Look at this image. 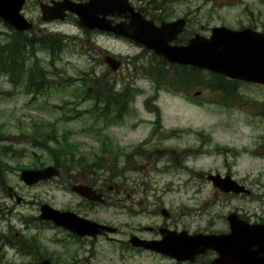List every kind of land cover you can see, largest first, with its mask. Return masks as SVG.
Segmentation results:
<instances>
[{
  "label": "rangeland",
  "instance_id": "rangeland-1",
  "mask_svg": "<svg viewBox=\"0 0 264 264\" xmlns=\"http://www.w3.org/2000/svg\"><path fill=\"white\" fill-rule=\"evenodd\" d=\"M42 1L26 0L22 9L35 26L30 38L67 39L63 49L54 55L38 43L27 46L33 56L24 66L34 78L26 81L37 87L44 78L62 82V86L51 82L38 95L26 94L0 73V135L5 140L0 141V159L8 164L0 176V264L26 262L15 254L12 243L21 246L33 236L44 247L47 258L55 262L73 264L80 260L84 264L87 250L94 248L95 264H168L144 253H121L117 244L100 238L75 242L60 227L40 223L37 217L42 203L121 226L118 239H126L130 227L155 225L160 219L126 216L120 208L103 206L169 208L180 216L178 227L191 233L227 230L226 215L231 211L251 221L264 220V189L253 187L249 195L223 193L207 179L208 173L224 176L230 172L243 185L253 179L264 183V158L260 154L264 148V117L224 108L218 93L203 84L185 86L180 81L181 90L173 91L169 84L162 85L144 73L157 63L158 57L150 51L129 40L85 33L73 16L43 22L38 3ZM163 4L174 13L172 17L189 14L186 33L194 29L205 35L218 25L234 29L246 25L264 27V0H163ZM11 32L0 20V44L9 41ZM107 56L115 57L120 64L113 68L106 62ZM42 70L46 71L44 76ZM167 76L172 75L169 72ZM202 77L207 81L204 74ZM81 78L94 79L95 86L106 84L112 93L118 92L114 97L118 105H123L125 115L117 117L120 107L114 106L105 116L101 114V102L82 99L78 94ZM110 117L118 123H107ZM249 117L254 119L253 125L246 122ZM34 129L44 134L52 131L61 141L64 135V142L75 146L74 158L92 166L77 161L72 171L60 170L59 178L24 185L19 179L21 169L50 165L52 161L46 150L32 145ZM48 144L54 146L50 141ZM101 145L108 148L105 155ZM186 149L191 155L187 156ZM140 152L146 155H138ZM103 161L111 165L112 174L99 169L97 165ZM181 162L189 171L180 168ZM78 178L104 186L102 191L109 205L89 204L65 188L67 180ZM8 187L16 197L8 196ZM17 197L21 198L19 203ZM87 206L99 207L91 213ZM212 256L209 252L187 264H208Z\"/></svg>",
  "mask_w": 264,
  "mask_h": 264
},
{
  "label": "water",
  "instance_id": "water-1",
  "mask_svg": "<svg viewBox=\"0 0 264 264\" xmlns=\"http://www.w3.org/2000/svg\"><path fill=\"white\" fill-rule=\"evenodd\" d=\"M24 2L25 0H0V18L18 31L30 30L33 26L20 12ZM40 10L43 21L63 20L67 12L75 13L81 27L97 28L130 38L171 63L210 70L233 79L264 81V71L259 70L264 65V35L249 28L233 30L217 26L212 28L207 37L195 34L185 44H171L183 31L185 19L162 21L160 25H156L134 10L127 0H51L49 4L41 5ZM115 14L129 20L112 24L107 15ZM105 60L113 68L119 65L110 56ZM58 175L57 168L47 166L22 169L19 178L26 185H32ZM207 179L225 192H249L229 176L222 178L217 174H209ZM72 190L88 200L100 201L101 194L89 186L73 185ZM40 211V218L52 220L78 235L96 237L104 231L114 230L47 204H43ZM227 219L230 223L228 233L189 235L182 231L164 235L158 244L138 237H132L130 243L161 251L176 260L193 261L197 255L211 249L217 256L210 264H264V224H249L239 218L236 212L229 214ZM42 264L52 263L45 260Z\"/></svg>",
  "mask_w": 264,
  "mask_h": 264
},
{
  "label": "flooded vegetation",
  "instance_id": "flooded-vegetation-1",
  "mask_svg": "<svg viewBox=\"0 0 264 264\" xmlns=\"http://www.w3.org/2000/svg\"><path fill=\"white\" fill-rule=\"evenodd\" d=\"M50 2V0H44V2H38L39 5L41 3H48ZM129 2L133 5L134 9L138 12H140L146 19L152 20L154 21L156 24H159L161 21L163 20H171V19H176V18H184L186 20V26H185V30L186 28H188L187 26L190 23V18H189V14L186 15H181V16H177V17H172L173 16V12L169 9L164 7L163 4V0H129ZM71 17L73 15L68 14V17ZM109 18L112 19V21L114 23H119L121 21H128V18H124L122 16H117L116 14L114 16L109 15ZM248 27L249 29H251L252 31H255L257 33H263L264 34V27H257V26H251V25H246V26H240L237 27L236 29H242V28H246ZM35 28V27H34ZM34 28L32 29V31H34ZM83 32L85 33H92V34H105L107 36H111L114 38H119L122 40H128L125 38H122L121 36H116L110 32H103V31H99L97 29H83L81 28ZM31 31V32H32ZM210 31V30H209ZM23 33V32H21ZM184 33V32H183ZM189 33V35L187 34ZM185 32L182 35H185V38L175 41V43H186V41L192 37L194 34L196 33H200L199 31H195L194 29ZM210 33L208 32L207 34H205L206 36H208ZM261 71H264V65H261L260 67ZM43 72V76L45 75V70H42ZM203 74L206 77L211 76V73L209 71H202ZM217 76V87L218 89L215 90L218 95H219V104L221 106H223L224 108H235L238 111H242L244 114H246L247 116H250L251 113H255V114H259L261 115V117H264V81H254V80H244V79H233V78H228L224 75H220V74H216ZM32 86V83H31ZM206 87H209V89H212L209 85H206ZM15 88H17V86H15ZM249 89H253V90H257L256 92L250 91ZM242 90V91H241ZM26 94H33L32 93V89L29 85V89L26 91ZM37 95V94H36ZM254 119L252 117H249V120L247 119L246 122L248 124H252ZM0 141H5L4 139H0ZM144 142V140H143ZM187 150V149H186ZM182 152H184V150H182ZM190 152V153H189ZM188 155H191V151H186L185 152ZM139 154V153H138ZM260 154L263 156L262 158H264V148L261 150ZM186 156V155H185ZM182 163V162H181ZM51 165V164H50ZM45 166L48 165H44L43 163L38 165V166H34L32 169H39V168H44ZM181 169H184L185 171H189V169L183 165L182 163V167H180ZM175 170V169H174ZM5 171V169L3 170ZM3 171H0L1 174L0 176H3L2 173ZM225 175H230V172H227ZM59 176H60V172H59ZM59 176L57 178H59ZM231 176V175H230ZM54 179V178H52ZM50 181V180H47ZM47 181L41 180L39 182H37L36 184L33 185H37V184H41V183H45ZM68 185L65 187L66 189H69V191H71L73 194H76L72 191V186L73 185H88L90 187H93L92 184H89V182H75L74 184V180H67ZM26 185V184H25ZM33 185H28V186H33ZM27 186V185H26ZM245 186L251 190L249 194L252 193V191L254 190L253 187L255 188H261L264 189V183L260 182L259 180H251L250 182L246 183ZM112 186H109V188ZM96 192L101 194L100 201H91L88 200L85 197H81L80 195L76 194L77 196H79L81 199H83L84 201H86L89 204H104L107 203V200H105V194L103 188L104 186H100L95 184L93 187ZM115 188L118 190V186L115 185ZM6 192L8 194V196H14L16 197V192H14L12 190L11 187L6 188ZM16 201L19 203L21 201L20 197L15 198ZM43 203L40 205L42 206ZM106 205H109L108 203ZM88 207V211L91 213H95L97 212V208L99 206H87ZM103 207H117L120 208V210H124L126 216H143V217H159L160 222L156 223L155 225H147V226H143V227H130L129 228V233L127 234V238L131 237L132 235H136L139 238L142 239H148V240H153V241H161L164 232H166L167 230H182L184 229L183 227L179 228L178 225L179 223L178 220L180 218V216L178 215H174L173 211L169 210L168 212H164L162 210H160L161 208H159V206H157L156 209L154 208H150V206H144V207H140L137 210H134L133 207L135 206H103ZM102 208V206L100 207ZM78 215H80L79 213H77ZM81 216V215H80ZM84 217V216H83ZM39 220H41L40 223L45 224L46 222L43 221L42 219H40L39 217H37ZM88 218V217H86ZM90 219V218H88ZM99 222V221H98ZM47 224V223H46ZM106 224V223H105ZM116 228V231L114 233V235H119L120 232L123 230V227L121 226H117V225H112ZM62 230H64L62 227H60ZM141 232H145L147 235L144 236ZM66 234H68L69 236L72 235L68 232H65ZM21 237H23V235H20ZM71 238L77 242L78 240H82L87 239V238H91L92 240H97V238L100 239H104L107 240L108 242H113L115 244H117L118 249L128 253H133V254H147L150 256H156L157 258H159L160 261H164L167 262L168 264H182L184 262H180V261H176L173 258H171L170 256L157 251H151L148 249H144L142 247H133L128 239H118V238H114L112 239L109 234L107 233H103L101 235H97L96 237H76L74 235L71 236ZM2 239V237L0 238ZM31 239L32 242L34 244L31 245ZM28 239V243H26V240L23 242V245H16V243H12V247H14L15 250V254L17 256H20L22 259H27L26 262H22L20 264H42L43 261L45 260H50L52 263L54 264H69V262H55L49 258H47V252L45 251L44 247L37 241L36 243V239L34 238V236L32 238ZM93 242V241H92ZM87 257H85L84 259V264H95L94 258H95V252H94V248H90L89 250H87ZM73 264H81L80 260H77L76 262H74ZM187 264V263H184Z\"/></svg>",
  "mask_w": 264,
  "mask_h": 264
},
{
  "label": "trees",
  "instance_id": "trees-1",
  "mask_svg": "<svg viewBox=\"0 0 264 264\" xmlns=\"http://www.w3.org/2000/svg\"><path fill=\"white\" fill-rule=\"evenodd\" d=\"M26 35L27 34L25 33H15V37L12 40L0 45V73L7 75L12 84H19L28 89L30 83H27V81L29 82L33 79L34 75L31 70L30 75H26V69L24 67L28 54L33 52V50L27 49V45H32V40L27 38ZM182 38L184 39V36ZM66 39L67 36H62L59 39L54 37L50 38L48 36L45 40H40L39 44L46 48L51 55H54L63 49ZM168 67H170V71L166 70ZM169 72L172 76H167ZM144 73L162 85L169 84L170 89L173 91L181 90L182 85L180 84V81L184 83L185 86L206 84L213 90L218 89L216 74H212L211 78L207 77V81H203V73L201 70L190 66L166 65L165 60L162 58H157L156 66H152L150 70H144ZM175 79L179 80L178 84L174 82ZM96 83L97 81L94 79L88 80L86 78H81L79 96L82 99L94 100L95 103L101 102L103 105L101 114L103 113L105 116L107 115L108 110L113 109L114 106L121 107V105L116 103L117 99L114 97L117 94L112 93V91L108 89V85L103 84L101 86H95ZM50 84L51 81L49 80L48 85L51 86ZM93 107L95 109L97 106L94 105ZM94 109L92 108L91 110L94 111ZM115 120L116 118H112L113 122H115ZM62 137L63 141L57 139L52 131L44 134L38 129H34L33 134H31L32 145L41 148V150H46L54 166L64 169L65 171H72L76 166L74 163L79 161L74 158L75 154H73V151L75 146L71 143L64 142V135ZM48 141L52 142L54 146L49 145ZM101 149L102 155H105L108 151V148L105 145H101ZM80 160L85 161L84 158H80ZM81 163L83 166L87 165L89 168L92 166L87 163ZM105 163V161L100 162L97 166L103 171H109L112 173L113 168L110 167L111 165ZM7 165V162L0 159V171L6 169Z\"/></svg>",
  "mask_w": 264,
  "mask_h": 264
},
{
  "label": "bare ground",
  "instance_id": "bare-ground-1",
  "mask_svg": "<svg viewBox=\"0 0 264 264\" xmlns=\"http://www.w3.org/2000/svg\"><path fill=\"white\" fill-rule=\"evenodd\" d=\"M1 173V172H0Z\"/></svg>",
  "mask_w": 264,
  "mask_h": 264
}]
</instances>
